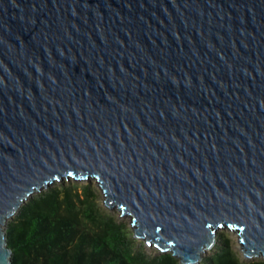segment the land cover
I'll return each instance as SVG.
<instances>
[{
  "label": "water",
  "instance_id": "95a60500",
  "mask_svg": "<svg viewBox=\"0 0 264 264\" xmlns=\"http://www.w3.org/2000/svg\"><path fill=\"white\" fill-rule=\"evenodd\" d=\"M70 178L179 264L264 257V0H0V264Z\"/></svg>",
  "mask_w": 264,
  "mask_h": 264
},
{
  "label": "trees",
  "instance_id": "16d2710c",
  "mask_svg": "<svg viewBox=\"0 0 264 264\" xmlns=\"http://www.w3.org/2000/svg\"><path fill=\"white\" fill-rule=\"evenodd\" d=\"M11 264H179L170 253L148 257L130 232L105 215L88 187L60 185L31 198L5 228ZM207 264L241 262L221 241Z\"/></svg>",
  "mask_w": 264,
  "mask_h": 264
},
{
  "label": "rangeland",
  "instance_id": "374dc122",
  "mask_svg": "<svg viewBox=\"0 0 264 264\" xmlns=\"http://www.w3.org/2000/svg\"><path fill=\"white\" fill-rule=\"evenodd\" d=\"M60 185H74L78 188L79 192H81L82 189H84L85 187H88L89 190L94 194L101 211L105 215L112 217L117 223L124 225L126 229L130 232L131 238L135 241L134 245L137 250H141L146 256L151 258L163 254L154 245H148L144 241H140L134 238L133 227L131 225V218L124 216L119 210L112 211L104 205V196L102 190L101 188H99L97 181L94 179L78 181L73 178H70L63 179L62 181H56L51 184L48 189H43L40 192L35 193L31 198L39 195L40 193L47 192L49 189L56 188ZM217 236L218 238L215 246L212 249L208 250L205 254H203L202 260L199 262V264H207L206 260L214 255L216 248L218 247L221 241L228 242L230 249L241 262H264V257L254 258L252 260L245 257L242 252L241 244L239 242V236L236 231H233L229 228L219 229L217 232Z\"/></svg>",
  "mask_w": 264,
  "mask_h": 264
}]
</instances>
